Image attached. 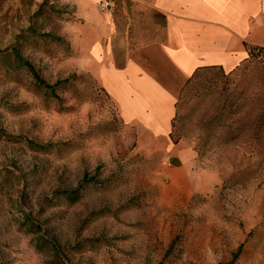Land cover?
I'll return each mask as SVG.
<instances>
[{
  "label": "rangeland",
  "instance_id": "obj_1",
  "mask_svg": "<svg viewBox=\"0 0 264 264\" xmlns=\"http://www.w3.org/2000/svg\"><path fill=\"white\" fill-rule=\"evenodd\" d=\"M42 1L0 0V48L29 26L61 36L68 52L21 51L46 82L72 79L55 98L0 69V264H264V50L192 80L170 133L191 154L169 157L80 53L92 6L119 52L159 38L163 18L139 0H46L60 15L35 17Z\"/></svg>",
  "mask_w": 264,
  "mask_h": 264
},
{
  "label": "crops",
  "instance_id": "obj_2",
  "mask_svg": "<svg viewBox=\"0 0 264 264\" xmlns=\"http://www.w3.org/2000/svg\"><path fill=\"white\" fill-rule=\"evenodd\" d=\"M95 1V0H87ZM163 18L162 35L123 52L114 50L115 25L93 6L87 11L85 70L106 92L121 120L169 157L189 156L170 139L181 88L199 66L232 70L248 46H264V0H139ZM89 20V21H88Z\"/></svg>",
  "mask_w": 264,
  "mask_h": 264
},
{
  "label": "trees",
  "instance_id": "obj_3",
  "mask_svg": "<svg viewBox=\"0 0 264 264\" xmlns=\"http://www.w3.org/2000/svg\"><path fill=\"white\" fill-rule=\"evenodd\" d=\"M46 6V8H45ZM45 8V9H44ZM51 12L55 15H60L59 11L54 9L52 4H48L46 0H43L42 3L39 5V8L34 13L35 17H40L42 14ZM42 40L44 42L53 43V47L56 49H60L63 52H68L70 50V43L63 37L52 34L50 32H40L33 26H29L26 28L22 33L17 36L16 42L11 44L8 47L0 48V69L4 72L9 71H19L22 70L27 72L31 77V82L39 89L43 90L47 95H51L55 98H59L57 94V88L63 84H67L68 81L72 78H67L64 80L56 81L55 83H48L46 82L37 72L33 64L25 57L21 51L22 46L27 41L29 42H36ZM264 50V46H248V56L245 58L254 57L257 52ZM244 59V60H245ZM223 69L220 66H199L197 67L190 77L186 80L185 84L181 88L180 97L186 92L189 88L192 80L199 76L202 72L209 70V69ZM74 76V75H73ZM103 89V88H102ZM106 93V92H105ZM107 95V94H106ZM108 96V95H107ZM28 143L33 144L31 139L26 140ZM45 147V145H39L34 147ZM38 149V148H37ZM78 189H73L70 191L71 197H76L78 195Z\"/></svg>",
  "mask_w": 264,
  "mask_h": 264
}]
</instances>
